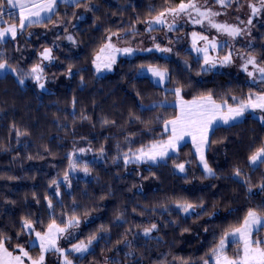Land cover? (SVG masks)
<instances>
[{
  "label": "trees",
  "instance_id": "obj_1",
  "mask_svg": "<svg viewBox=\"0 0 264 264\" xmlns=\"http://www.w3.org/2000/svg\"><path fill=\"white\" fill-rule=\"evenodd\" d=\"M249 1L261 10L253 14L250 6L251 29L241 43L257 67H264V8L260 0ZM180 2L63 1L50 21L34 24L47 31L61 26V42L45 68L58 83L39 90L33 81L21 85L12 73L0 74V239L10 252L25 247L38 258L39 248L28 245L34 232L44 233L53 221L64 227L75 217L79 223L61 236V249L82 241L91 245L83 254L68 249L72 264H214L212 250L250 209L264 215V163H250L264 148V122L251 113L210 131L206 160L214 176L201 168L190 141L155 163L131 160L171 135L164 126L178 116L170 104L177 89L185 100L211 96L228 106L264 92V82L248 80V74L205 72L202 58L185 47L177 50L184 64L152 49L97 71L95 58L109 36L144 26ZM3 14L15 19L5 6ZM18 40L0 43V62H18L22 46L31 51L26 65L32 67L46 42ZM143 66L166 69V83L138 75ZM185 204L196 207L185 212ZM25 220L34 231L25 229ZM254 238L263 240L264 229ZM237 247L229 244L227 255L235 256ZM62 256L50 251L43 264H64Z\"/></svg>",
  "mask_w": 264,
  "mask_h": 264
},
{
  "label": "snow or ice",
  "instance_id": "obj_2",
  "mask_svg": "<svg viewBox=\"0 0 264 264\" xmlns=\"http://www.w3.org/2000/svg\"><path fill=\"white\" fill-rule=\"evenodd\" d=\"M65 3H78L79 0H64ZM221 6L227 7L229 0H216ZM6 5L11 6V8H19V26L15 24L9 25L8 27L0 28V43L6 41L7 38L15 40L18 32H23L26 28L31 27L34 24H42L45 21H50L52 19L51 13L55 11L57 0H0V24L4 23L3 21V8ZM261 7L264 8V0H260ZM253 14H256L261 9H257L255 6H251ZM195 12L196 16L199 17L194 19V23L202 24L204 20H207L208 24L215 28L217 31L225 32L230 37H236L240 35L241 30L239 28L216 23L212 18L220 15L218 12L212 11L210 8H205L201 10V7L198 6L196 0H187L185 3L184 0H181L178 6L169 7L165 11H161L160 14L154 17L153 21L149 22L150 24H160L163 25L166 23L165 17L171 15L173 17H179L181 14L192 16V13ZM11 15V13H9ZM251 23V21H249ZM169 30H172L173 24H168ZM193 47L196 45L197 38L200 40L207 41L208 43L202 49H197L205 53L204 63L208 67H205L203 70L205 72L210 71L216 66V61L212 60L207 55L208 48L211 47L215 49L217 44L215 41H209L207 36H198L197 33L193 32ZM69 40L72 37H68ZM111 38L109 37V40ZM159 49V46L157 45ZM106 50H110L106 57L107 62L104 64L105 68L110 69L111 65L115 63V56L112 53L115 52H124L126 54H131L132 49H117L113 44L108 43L101 49V52L104 53ZM161 51H170V49H159ZM151 51V49H148ZM51 50L45 49L43 53L45 59H51L50 55ZM97 60H101V56L96 57ZM221 64L231 63V53L224 56L220 61ZM248 65H252L255 69V72L259 73V79L261 82H264V67H257L255 57L249 55L248 59L244 64V71L248 72L249 77H253V82L255 83L254 73L248 71ZM6 63H0V71L6 70ZM97 70H99V65H97ZM42 69L39 66H36L32 69L33 73H39ZM148 71L151 72L152 76L157 77L158 81H163L167 76V70H160L156 67H149ZM35 79L39 80V75L35 76ZM20 84L23 85L24 80L21 79ZM41 88L44 87L43 84L40 85ZM176 95L179 97L180 90H176ZM235 99V98H233ZM181 103V114L176 117V119L165 122V130L167 131L169 125L171 126V135L166 141H163L159 144H153L151 148L144 152L141 150V155L136 157L137 161L144 160L147 162L151 160L156 162L157 158L164 159L168 152L176 151L179 142L183 140L185 136H190L196 147L198 153H200V160L203 163L205 171L210 176H214L215 173L213 170L208 167L207 162L204 159L202 154V148L207 144L208 131L211 128L212 124L219 118L224 124H228L230 121H235L236 119L243 117L246 111L256 109L264 112V94L256 95L255 98L250 95L247 101H241L237 107H228L227 114H222L223 105H217L211 96L202 97L200 100H193L191 102L180 101ZM127 162V161H126ZM250 162L252 164L264 163V148L259 149L254 155L250 157ZM181 172L184 171V165H177ZM87 172V168L84 169ZM236 175L239 176V171L236 172ZM67 179V177H65ZM53 183H56L53 181ZM264 187V186H262ZM59 194V193H57ZM52 207L51 201H49V208ZM185 212H188L189 209H194L196 206L192 204H185L182 206ZM79 223L75 217L69 219L67 224L64 227L59 226L53 221L48 225L47 232L41 234L36 232V238L39 241V248L41 255L38 259H33L29 256V253L25 251L23 247L18 246L19 252L21 255H14L12 252L5 247L4 239H0V264H24L22 257H27L31 264H43L44 255L43 253L48 251L63 252V249L57 246V240L60 236L66 232L67 228L73 227ZM24 227L31 231H34L32 227V222L29 220L24 221ZM157 226L153 224L151 228L144 229V235L149 236L152 229H155ZM261 229H264V216L258 215L257 211L249 210L246 216L243 219V223L240 227L234 228L231 232L226 233L225 237L220 239L219 244L216 248L212 250L211 256L214 257V264H264V240L255 239L254 233H258ZM227 237H232V242L242 245V248H238L237 253L233 257H229L226 253ZM91 243V240L89 241ZM35 246V242H33ZM72 251L78 253H85L88 251V246L81 243L79 245H73ZM64 264H72V261L65 256ZM203 264H209L208 260H204Z\"/></svg>",
  "mask_w": 264,
  "mask_h": 264
},
{
  "label": "rangeland",
  "instance_id": "obj_3",
  "mask_svg": "<svg viewBox=\"0 0 264 264\" xmlns=\"http://www.w3.org/2000/svg\"><path fill=\"white\" fill-rule=\"evenodd\" d=\"M63 1L64 0H57L55 10L59 6L58 3L63 2ZM196 2L198 4V6L201 7V10H204L205 8H210L212 11L220 13V15L215 16L212 19L216 23L226 24V25H230V26L239 28L241 30L240 35H238L234 38L230 37L227 33L220 32V31H217L215 28H212L208 24L207 20H204L202 24L194 23L193 22L194 19H197L199 17L196 16L195 12H193L191 17L184 15V14H181L179 17H173L171 15H167L165 17L166 23L163 25L155 24V23L150 24L149 22L153 21V19H154L153 18L149 22H146V24H144V26L139 25L129 32H121V33L115 32L111 36H109L111 38L110 40L108 37V40L105 42V44L103 45L102 48H104V46L106 44L111 43L117 49L130 48L133 50L131 54H126L122 51L112 53V55L115 56V63L117 62L118 59L125 58L127 56H131L137 52H144V51H147L148 49H151V50L155 49V50L159 51L161 54H163L164 56L175 58L179 62L184 64L185 61L183 59H181L179 56H177V50L181 47H185V48L189 49L194 55L202 58V61H203L202 62V69H204L205 67H208L204 63L205 53L201 52V51H197V49L204 48L208 42L204 41V40H200L197 38L196 45H195V47H193L192 33L195 32L198 34V36H201V35L207 36L209 41H215L217 44V47L215 49L209 47L208 51H207L208 57H210L212 60L216 61V66L214 68H212L211 71L223 70V71H228L230 73L248 74L247 71H244L243 66L245 64V61L248 59L249 55H247L245 53V48H244L243 44L241 43L242 42L241 39L248 36L247 33H250L249 31L251 28L249 25L250 24L249 21H251L250 6L252 3L249 0H244V1L229 0L228 6L224 7V6H221L219 3H217L216 0H196ZM5 8H7L9 11H13V15H14L15 19H11L9 17V15L5 16L3 14L2 18H3L4 23L0 24V28L8 27L9 25H12V24H15L18 27L19 26V8L18 7L17 8H11V6L6 5V3H5ZM50 15H52V13ZM71 24H72V22H71ZM168 24H173L172 30H169ZM155 27L156 28L162 27V29L156 30ZM46 29H49V27L40 26V25H38V26L33 25L30 31H27L25 29L22 33L18 32L15 40L12 39L15 43L18 41H21L18 39L24 38V36L27 39H29V37H32V41L28 40L27 41L28 43H36V42H40V40H42V41L44 40L46 43H45L44 47H40L38 62H36L32 67L27 66L26 64L29 61V58H30L29 56L31 54V51H30V54H28L29 50H27V48L25 49L24 47L20 46L19 50H21V51L18 55V62L12 63V64H11V62H8V61L0 62V63H6V65H7V69L0 71V74L10 72L14 76H16L18 81H20L21 79L24 80V83H27L28 81L29 82L33 81L39 90H47L48 88L51 87V85L57 84L58 83V79H56L57 77L52 76L51 73H49L50 75L46 74L45 68L48 67L53 62V60H54L53 55L55 54L54 49L58 48V46L61 42V39L56 37L57 33H59L61 30V26H56L54 29H52V31H47ZM151 29H153L154 31H151ZM68 35L70 37H72V32H69ZM7 39H11V38L9 37ZM231 44H234V45H231ZM157 45L159 46V49L167 48V49H170V51H167V52L161 51L157 48ZM222 47H224V50L221 49ZM30 48L32 49L33 46H31ZM45 49L51 50V52H50L51 59H45L44 58L43 53L45 52ZM24 50L26 52H23ZM108 52H110V50H106L104 53H102L100 50V52L97 54V56L98 55L101 56V60H97L95 58L94 66L97 69V65H99V70H97L99 73L109 71L110 69H112V67L114 65V63H113L111 65L110 69L104 67V64L107 62L106 57L108 55ZM229 53H231V63L221 64L220 61L223 59L224 56L228 55ZM56 54H57V52H56ZM36 66H39L40 69H42V71L39 73H33L32 69ZM149 67H155V66L140 67L137 70V74L140 76L146 75L152 81H154L157 85L163 86L168 79V73H167L166 78L163 81H158V78L152 76L151 72L148 71ZM247 67H248V71L253 72L255 78L258 79L259 73L255 72V69L253 68V66L248 65ZM156 68H158V67H156ZM160 70H164V69H160ZM36 75H39V77H40L39 80L35 79ZM247 77H248V80H253V77H249L248 75H247ZM41 84L44 85L43 88L40 87ZM259 94H264V92H252L248 95V97L251 95L254 99L255 96L259 95ZM205 97H207V96H205ZM200 98H202V97H200ZM200 98H196V99H192V100H185V99L181 98L180 96L179 97L177 96L176 99L173 102H171L170 104L177 107L178 116H179L181 114V103H180L181 100H183L184 102H191L193 100H200ZM247 99H245L244 101H247ZM215 103L217 105H223L224 106L223 112H222V114H224V115L227 114V108L228 107H237L238 106V105L228 106L225 102H215ZM249 113L258 117L262 122H264V112H262L259 109H256L255 111H252V110L246 111L243 117H240V118L236 119L235 121L242 120ZM174 119H176V118H174ZM174 119H171V120H174ZM171 120H168V121H171ZM235 121H230L229 123H233ZM221 124H224V123L219 118H217L216 121L212 124L211 128L209 129L208 136H209L210 131L215 126L221 125ZM164 130H165V126H164ZM167 131L171 132V126L170 125H169V128ZM168 138H166L164 140L157 141L155 143H152L150 146H148L146 148L140 149L139 151H137L136 153L133 154L134 156L132 157L131 160H135V162H138L136 160V157L141 155V150H143L144 152H147L153 144H159L163 141H166ZM186 141H190L192 143L194 151L199 157V164H200L201 168L205 171L203 163H201V160H200V153L197 152L196 147H195V145L192 141V138L190 136H185L183 138V140H181L179 142V146ZM207 146H208V137H207V144L202 148L201 151H202V154L204 156L205 161L208 164V167L211 168L210 164L206 160ZM174 152L175 151L170 150L168 152V155H170ZM160 160H164V159L157 158L156 162H158ZM140 161L145 162L144 160H140ZM147 162L155 163V162H152L151 160H148ZM257 164H255V165H257ZM252 165L255 166L254 164H252ZM205 173L208 174L206 171H205ZM258 215H260V214H258ZM261 216H264V215H261ZM28 230L29 229H27V231ZM47 230H48V228L46 229L45 232H47ZM231 231H229V232H231ZM35 233L36 232H34L33 238L29 241L28 245L33 246V242H35V246H37L39 248V241L37 240ZM41 234H43V233H41ZM61 236L57 240V246L59 248H61L60 247L61 242L66 240V239H61ZM223 237H225V235ZM263 240H264V238H263ZM219 242H220V240H219ZM219 242H218V244H219ZM81 243L87 245L88 248L91 245V243H89V241H82V242L73 243V244L69 245L68 247H64L63 252H62V255H63L62 258L66 255L65 252L68 249L72 250L73 245H79ZM231 243H235V242H232V237H227L226 248ZM238 248H242V245H238L237 249ZM39 250H40V248H39ZM49 252L50 251L43 253L44 257L46 256V262H47V260H49V258L47 257ZM76 253H78V252H76ZM13 254L14 255H21V253L19 251L17 253H13ZM40 255H41V251L38 255V258ZM38 258H33V259L35 260ZM22 259L24 260V264H31V261L27 257H22ZM213 260H214V258H213ZM44 261H45V259H44Z\"/></svg>",
  "mask_w": 264,
  "mask_h": 264
}]
</instances>
